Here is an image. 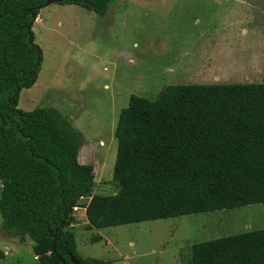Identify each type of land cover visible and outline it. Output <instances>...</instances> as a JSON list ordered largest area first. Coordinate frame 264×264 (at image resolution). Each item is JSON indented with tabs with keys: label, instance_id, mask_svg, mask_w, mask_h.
I'll return each instance as SVG.
<instances>
[{
	"label": "trees",
	"instance_id": "trees-1",
	"mask_svg": "<svg viewBox=\"0 0 264 264\" xmlns=\"http://www.w3.org/2000/svg\"><path fill=\"white\" fill-rule=\"evenodd\" d=\"M47 1L0 0L2 228L32 239L40 264H113L77 251L74 207L83 197L91 196L89 229L264 203V75L170 84L154 99L132 94L115 130L118 192L93 194L94 167L79 160L82 132L54 107H18L42 67L33 24ZM110 2L54 3L104 15ZM190 264H264V228L194 243Z\"/></svg>",
	"mask_w": 264,
	"mask_h": 264
},
{
	"label": "rangeland",
	"instance_id": "rangeland-1",
	"mask_svg": "<svg viewBox=\"0 0 264 264\" xmlns=\"http://www.w3.org/2000/svg\"><path fill=\"white\" fill-rule=\"evenodd\" d=\"M33 31L42 67L36 83L21 90L18 107H54L82 132L79 160L94 167L93 194L118 192L115 130L132 94L154 99L170 84L263 82L264 48L249 69L224 71L218 81L215 71L200 68V59L189 61L223 33L235 36L222 39L223 46L257 48L248 42L257 41L255 33L264 39V0H111L104 15L52 3L40 9ZM90 199H80L78 206ZM74 216L83 258L190 264L194 243L264 228V203L92 229L83 210ZM2 223L0 213V250L22 241ZM22 252L20 259H0V264H40L31 249Z\"/></svg>",
	"mask_w": 264,
	"mask_h": 264
},
{
	"label": "crops",
	"instance_id": "crops-1",
	"mask_svg": "<svg viewBox=\"0 0 264 264\" xmlns=\"http://www.w3.org/2000/svg\"><path fill=\"white\" fill-rule=\"evenodd\" d=\"M231 24V23H230ZM225 26V25H224ZM237 34V32H236ZM235 34V35H236ZM259 33H255L254 37L257 41H249L248 44L257 43L258 47L250 48V49H234L232 47L223 46V40L226 38H231L227 36L225 33L221 37L214 38L213 42H210L209 45L206 46L204 53L200 55H196V59H190V63L199 62L201 60L200 68L205 70H213L215 71V75L213 76L214 80L218 81L220 79V73L224 71H231L237 69H249L253 62L257 61L260 57V52L264 48V39L259 36ZM215 44V45H214ZM190 54V53H188ZM248 61V62H247ZM264 66V64L262 65ZM214 84V83H210ZM85 197L81 198L84 199ZM82 203V202H81ZM84 204V203H82ZM79 211L83 210L86 215V208L79 206ZM92 229V228H91ZM21 240L17 242H12V244L6 245L4 248L5 257L3 259H9L17 256L18 259L21 258L23 249H31L33 251L34 242L30 240L29 244H26L25 240L27 238H21ZM34 252V251H33ZM35 254V253H34ZM34 259L38 260V256L34 255ZM40 263V262H39Z\"/></svg>",
	"mask_w": 264,
	"mask_h": 264
},
{
	"label": "water",
	"instance_id": "water-1",
	"mask_svg": "<svg viewBox=\"0 0 264 264\" xmlns=\"http://www.w3.org/2000/svg\"><path fill=\"white\" fill-rule=\"evenodd\" d=\"M54 2H55V0H48L45 4L39 6L38 8L41 9V8H43V7H45V6H48V5H50V4L54 3ZM30 27H31V26H30ZM30 27H29V28H30ZM56 235H57V234H56ZM56 243H57V237H55L54 244H53V249H54V250H56ZM71 259H72V261H73L75 264H82V263H81L79 260H77L75 257H72Z\"/></svg>",
	"mask_w": 264,
	"mask_h": 264
},
{
	"label": "built area",
	"instance_id": "built-area-1",
	"mask_svg": "<svg viewBox=\"0 0 264 264\" xmlns=\"http://www.w3.org/2000/svg\"><path fill=\"white\" fill-rule=\"evenodd\" d=\"M79 208H80L79 206L74 207V211H75V210H76V211L79 210Z\"/></svg>",
	"mask_w": 264,
	"mask_h": 264
}]
</instances>
